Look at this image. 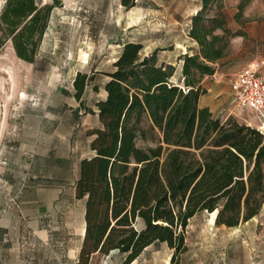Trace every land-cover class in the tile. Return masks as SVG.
Wrapping results in <instances>:
<instances>
[{
  "label": "rangeland",
  "instance_id": "1",
  "mask_svg": "<svg viewBox=\"0 0 264 264\" xmlns=\"http://www.w3.org/2000/svg\"><path fill=\"white\" fill-rule=\"evenodd\" d=\"M134 1L126 8L120 0H38L54 6L35 60L18 58L10 40L1 47L0 264H43L52 253L71 258L78 252L84 204L74 196L77 165L91 153L86 132L98 126L95 102L105 96V73L112 69L122 42H140L143 55L156 49L159 62L175 66L174 78L184 51L197 47L188 30L201 0ZM238 1L220 0L224 17L231 18L229 31L250 28L255 36L229 39L215 75L214 89H222L223 95L208 94L202 102L212 104L213 114L221 119L233 116L255 127L256 116L236 103L230 80L264 54V0H250L236 21ZM205 13L212 16L216 8ZM77 72L94 76L83 104L73 97ZM151 136L148 129L146 138H137V146L154 145ZM214 217L202 212L189 220L187 250L174 263L194 264L197 259L219 264L227 257L233 264H264V202L256 216L236 227L217 226ZM171 254L165 243L153 244L135 264H171ZM121 262L122 256L112 251L96 255L92 264Z\"/></svg>",
  "mask_w": 264,
  "mask_h": 264
},
{
  "label": "trees",
  "instance_id": "2",
  "mask_svg": "<svg viewBox=\"0 0 264 264\" xmlns=\"http://www.w3.org/2000/svg\"><path fill=\"white\" fill-rule=\"evenodd\" d=\"M120 2L126 8L135 3ZM249 2L238 1L236 21ZM53 6L2 0L0 49L10 40L18 58L33 62ZM212 7L216 13L207 16ZM190 20L188 35L198 52L182 54L179 77L173 64L158 61L156 49L143 55L142 44L128 40L105 73V96L95 102L98 126L86 132L91 153L79 159L74 183V196L84 203L75 264H91L95 253L112 251L122 256L120 264H130L157 243L172 250L173 264L187 249V226L196 214L210 213L215 225L236 227L261 210L264 134L199 105L206 93L203 76L215 72L213 64L226 55L229 39L242 32L229 31L220 0H201ZM93 79L75 74L73 97L79 104ZM148 129L155 144L137 146Z\"/></svg>",
  "mask_w": 264,
  "mask_h": 264
},
{
  "label": "built area",
  "instance_id": "3",
  "mask_svg": "<svg viewBox=\"0 0 264 264\" xmlns=\"http://www.w3.org/2000/svg\"><path fill=\"white\" fill-rule=\"evenodd\" d=\"M264 55L239 69L230 80V90L236 103L249 108L258 120L255 126L264 134Z\"/></svg>",
  "mask_w": 264,
  "mask_h": 264
},
{
  "label": "crops",
  "instance_id": "4",
  "mask_svg": "<svg viewBox=\"0 0 264 264\" xmlns=\"http://www.w3.org/2000/svg\"><path fill=\"white\" fill-rule=\"evenodd\" d=\"M225 19H226V22H227V27L228 28H230V26H231V24H232V22H231V18H230V16L229 15H226L225 14ZM216 33H218V32H216ZM242 35H246V36H255V34H254V31L252 30V29H246V28H244L243 29V31H242ZM241 35V36H242ZM243 37V36H242ZM192 41H193V43H196L192 38H190ZM193 49L192 48H189V50H188V53L189 54H192V53H197L198 52V45H197V47H195V50H194V52L192 51ZM192 51V52H191ZM184 52H186V51H184ZM184 54V53H183ZM262 55H264V54H262ZM260 56V55H259ZM224 57H226V56H224ZM224 57H222L221 59H219L217 62H215L213 65L215 66V72L213 73V74H210V75H205V76H203V78H202V80H201V84H202V86L206 89V93L205 94H203L201 97H200V99H199V105L200 106H207L211 111H212V107H213V105L212 104H208V103H204V102H202V98L204 97V96H206V95H208V94H214V95H216V96H222L223 95V90L222 89H220V90H218V91H216L215 89H214V87L216 86V81H217V79H215V75H216V73H217V70H218V68L220 67V63H222L223 62V58ZM179 61H181V63H182V59L180 60L179 59ZM264 69V68H263ZM263 69H262V73H263ZM264 74V73H263ZM181 75V64H180V72L178 73V75H177V77H179ZM257 125V124H256ZM255 125V126H256ZM78 200H80V199H78ZM83 201V200H82ZM55 202H58L57 200L55 201ZM84 204V203H83ZM83 219H84V212H83ZM252 219V218H251ZM251 219H249V220H251ZM247 222V221H246ZM83 234H84V225H83V229H82V236H83ZM82 236H81V238H82ZM187 250V249H186ZM185 250V251H186ZM144 251V250H143ZM225 253H227L226 251H225ZM77 254H78V252L75 254V255H73L71 258L69 257V255L67 254V253H59V252H55V253H52L51 255H47V256H45L44 257V263L43 264H75V262H76V260H77ZM110 254V253H109ZM109 254H107L106 256H108ZM142 254V253H141ZM140 254V255H141ZM96 255H100V254H97V253H95L94 255H93V257H92V261H91V264H92V262H93V258L96 256ZM139 255V256H140ZM103 256H105V255H103ZM138 256V257H139ZM138 257L136 258V259H134L130 264H135V262H136V260L138 259ZM222 260V261H221ZM195 261V263L194 264H202V262H200L199 260H197V259H195L194 260ZM219 264H233L232 263V261L230 260V259H228L227 257H224L223 259H220L219 260ZM244 264H246V262H244ZM248 264H252L251 262H249Z\"/></svg>",
  "mask_w": 264,
  "mask_h": 264
}]
</instances>
